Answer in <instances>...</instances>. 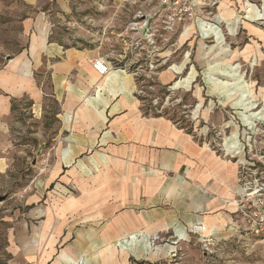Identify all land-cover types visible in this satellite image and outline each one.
<instances>
[{"label":"crops","instance_id":"obj_1","mask_svg":"<svg viewBox=\"0 0 264 264\" xmlns=\"http://www.w3.org/2000/svg\"><path fill=\"white\" fill-rule=\"evenodd\" d=\"M68 1L0 0L26 8L20 48L13 56L7 54L0 67V140L6 139L15 99L27 94L34 116L42 110L45 92L34 77L38 68L49 69L50 94L59 105L51 160L38 161L36 168L40 175L47 169L40 165L50 166L45 182L64 183L59 191L66 197L60 200L62 194H57L43 204L40 227L28 226L30 213L37 210L27 209L24 220L31 238L24 242L21 237L22 259L71 264L96 246H118L142 257L152 250L153 236L169 232L175 238L172 244L187 240L190 232L198 234L205 255L221 256L228 245L245 254L259 250L247 245L238 228L237 163L169 117L144 111L133 73L113 68L101 76L91 66L100 57L95 49L49 39V11L66 13ZM6 161L10 164L0 152V173L6 171ZM42 193L44 198L46 191ZM31 197L27 194L26 206L34 203ZM39 229L44 234L40 242ZM172 244L155 249L166 256ZM116 256L120 264H136L130 260L137 259L133 254Z\"/></svg>","mask_w":264,"mask_h":264},{"label":"rangeland","instance_id":"obj_2","mask_svg":"<svg viewBox=\"0 0 264 264\" xmlns=\"http://www.w3.org/2000/svg\"><path fill=\"white\" fill-rule=\"evenodd\" d=\"M200 1L191 14L170 22L165 17L170 11L158 7L157 0H69L66 13L44 7L52 8L50 40L95 49V55L109 60L113 68L133 73L135 94L144 111L169 117L219 154L223 143L229 151L234 147L229 158L242 166L251 163V170L261 178L264 0ZM25 11L24 5L14 2L0 4V67L7 54L13 56L20 48V20ZM34 77L45 92L42 110L34 116L27 94L15 99L6 139L0 140V152L10 158V164L5 162L6 171L0 173V264H40L22 259L19 251L21 237L24 242L25 237L31 238L24 220L26 211L36 207V215L30 213L27 219L28 226L40 227L38 210L43 204L57 194H62L60 200L66 197L59 191L64 183L45 182L50 166L40 165L47 168L40 175L36 168L38 161L51 160L59 105L50 94L49 69L38 68ZM27 194L34 200L29 206L25 205ZM39 232L38 242L44 238L42 229ZM170 233L149 242L152 250L142 257L118 246L107 250L96 246L71 264H120L116 255L122 253L133 254L137 259L131 256L130 260L136 264H264L260 250L245 254L228 245L221 256L205 255L198 234L190 232L187 240L172 244L175 238ZM166 243L175 247L164 256L155 247ZM113 251L116 255H111Z\"/></svg>","mask_w":264,"mask_h":264},{"label":"built area","instance_id":"obj_3","mask_svg":"<svg viewBox=\"0 0 264 264\" xmlns=\"http://www.w3.org/2000/svg\"><path fill=\"white\" fill-rule=\"evenodd\" d=\"M157 1L158 7L165 11H170L165 14L167 19L166 22L172 21L174 17L180 19L181 16L191 14L193 12V6L201 4L200 0ZM91 66L95 72L101 76H105L113 69L110 62L103 57L93 59ZM234 150V147H232L230 151L227 150L225 143H223V153L220 155L227 157L232 156ZM250 165L251 163H249L248 166L244 164L242 166L241 163H237L236 176L240 192L235 198V206L241 221V224H238V228L243 237L247 240L248 246L257 245L259 250L264 252V176L261 177L262 179L256 177L258 172L256 170H251Z\"/></svg>","mask_w":264,"mask_h":264},{"label":"bare ground","instance_id":"obj_4","mask_svg":"<svg viewBox=\"0 0 264 264\" xmlns=\"http://www.w3.org/2000/svg\"><path fill=\"white\" fill-rule=\"evenodd\" d=\"M153 237L151 238V241H150L151 244H152V240L155 239V238H157L156 236H153Z\"/></svg>","mask_w":264,"mask_h":264},{"label":"water","instance_id":"obj_5","mask_svg":"<svg viewBox=\"0 0 264 264\" xmlns=\"http://www.w3.org/2000/svg\"><path fill=\"white\" fill-rule=\"evenodd\" d=\"M2 198L0 197V200H1Z\"/></svg>","mask_w":264,"mask_h":264}]
</instances>
